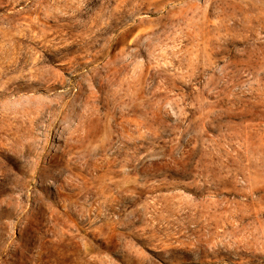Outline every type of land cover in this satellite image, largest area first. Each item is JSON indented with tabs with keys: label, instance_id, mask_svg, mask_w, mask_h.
I'll return each mask as SVG.
<instances>
[{
	"label": "rangeland",
	"instance_id": "rangeland-1",
	"mask_svg": "<svg viewBox=\"0 0 264 264\" xmlns=\"http://www.w3.org/2000/svg\"><path fill=\"white\" fill-rule=\"evenodd\" d=\"M0 264H264V0H0Z\"/></svg>",
	"mask_w": 264,
	"mask_h": 264
},
{
	"label": "bare ground",
	"instance_id": "bare-ground-1",
	"mask_svg": "<svg viewBox=\"0 0 264 264\" xmlns=\"http://www.w3.org/2000/svg\"><path fill=\"white\" fill-rule=\"evenodd\" d=\"M4 71V70H3ZM4 73V72H3Z\"/></svg>",
	"mask_w": 264,
	"mask_h": 264
}]
</instances>
